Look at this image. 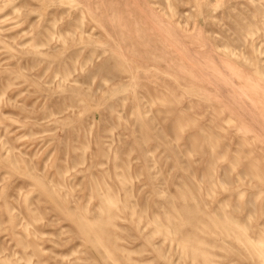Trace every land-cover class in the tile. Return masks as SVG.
<instances>
[{
  "label": "rangeland",
  "instance_id": "374dc122",
  "mask_svg": "<svg viewBox=\"0 0 264 264\" xmlns=\"http://www.w3.org/2000/svg\"><path fill=\"white\" fill-rule=\"evenodd\" d=\"M0 264H264V0H0Z\"/></svg>",
  "mask_w": 264,
  "mask_h": 264
},
{
  "label": "bare ground",
  "instance_id": "6f19581e",
  "mask_svg": "<svg viewBox=\"0 0 264 264\" xmlns=\"http://www.w3.org/2000/svg\"><path fill=\"white\" fill-rule=\"evenodd\" d=\"M233 86V85H232Z\"/></svg>",
  "mask_w": 264,
  "mask_h": 264
}]
</instances>
